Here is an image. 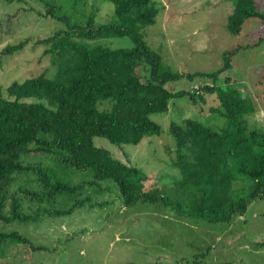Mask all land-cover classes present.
I'll return each mask as SVG.
<instances>
[{"label": "trees", "instance_id": "obj_1", "mask_svg": "<svg viewBox=\"0 0 264 264\" xmlns=\"http://www.w3.org/2000/svg\"><path fill=\"white\" fill-rule=\"evenodd\" d=\"M39 1L45 10L40 9V15L59 23L51 35L39 40L46 45L44 54L49 55L55 72L50 76L45 70L5 88L0 85V221L25 220L14 196L19 190L12 188L15 175L24 168L40 170L38 182L46 194L79 188L61 181L52 184L47 170L25 166V156L37 153L57 152L55 156L66 166L91 169L92 182L114 180L127 206L140 200L160 202L180 216L223 222L244 214L253 201L264 198V126L247 118L255 112V105L233 85L230 76L225 79L226 89L206 84L192 94L205 102L207 93H217L220 104L210 110L227 118L225 127L214 129L192 118L170 125L176 145L170 165L180 172L175 196L160 187L147 189L144 171L94 142L95 137H104L117 145H136L146 136L160 135L162 127L152 115L167 112L171 99L189 93L166 85L185 77L216 80L232 67L234 52H226L223 66L214 72L172 70L162 66L160 54L142 32L156 22L160 13L156 1L106 0L114 4V18L101 24L96 22L99 1L88 4L86 0L83 5L91 6L90 12L76 8L84 0ZM69 3L73 11L68 9ZM253 17L264 20L255 0H236L228 29L238 34ZM125 35L131 37L133 46L112 48L90 43ZM25 44H9L2 52L13 54ZM144 69L148 70L146 76ZM100 99L109 100L110 108L99 105ZM27 194L37 197L36 192ZM74 209L55 212L64 215ZM12 241L29 243L33 250L43 247L18 231L0 230V246Z\"/></svg>", "mask_w": 264, "mask_h": 264}, {"label": "rangeland", "instance_id": "obj_2", "mask_svg": "<svg viewBox=\"0 0 264 264\" xmlns=\"http://www.w3.org/2000/svg\"><path fill=\"white\" fill-rule=\"evenodd\" d=\"M95 1L100 5L96 22L113 20L114 4L87 0L88 4ZM154 1L160 13L156 22L142 32L150 47L160 54L162 66L181 72H214L223 66L225 53L232 51V67L216 80L196 76L168 83L166 86L173 91L189 93L171 99L167 112L152 115L162 127L160 135L146 136L136 145H117L104 137H95L94 142L144 171L148 175L147 189L160 187L175 196L180 172L170 165L176 149L170 125L186 118L214 129L228 123L225 116L210 110L220 104L217 93H207L205 102L192 96L200 85L216 84L226 89V76L232 77L233 85L255 105V112L247 118L264 126V20L250 18L240 33L233 34L228 23L236 0ZM255 3L264 12V0ZM41 4L39 0H0V85L4 88L45 70L54 75L55 67L44 54L46 45L39 40L51 35L59 23L40 15V9L45 11ZM69 4L68 9L73 11ZM83 4L86 0L76 8L90 12L91 6ZM21 41L26 42L22 50L2 52L7 45ZM90 43L112 48L133 46L128 35L98 38ZM147 71L144 69L143 75ZM109 103L99 100L103 108H110ZM55 154L25 156L24 165L47 170L52 184L61 181L79 188L46 194L38 182L40 170L24 168L18 172L12 188L19 190L14 196L25 220L0 221V230L18 231L43 247L33 250L29 243L9 242L0 246L4 256L0 264H264V198L253 201L244 214L223 222L180 216L160 202L140 200L127 206L114 180L92 182L91 169L66 166ZM28 191L36 192L37 197ZM73 206L69 214L55 212Z\"/></svg>", "mask_w": 264, "mask_h": 264}]
</instances>
